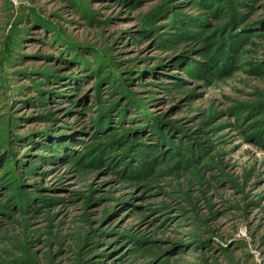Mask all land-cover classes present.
Masks as SVG:
<instances>
[{
    "label": "rangeland",
    "instance_id": "obj_1",
    "mask_svg": "<svg viewBox=\"0 0 264 264\" xmlns=\"http://www.w3.org/2000/svg\"><path fill=\"white\" fill-rule=\"evenodd\" d=\"M0 264H264V0H0Z\"/></svg>",
    "mask_w": 264,
    "mask_h": 264
}]
</instances>
